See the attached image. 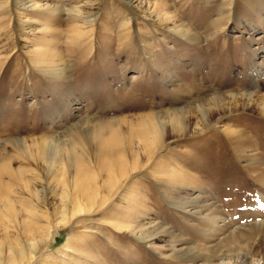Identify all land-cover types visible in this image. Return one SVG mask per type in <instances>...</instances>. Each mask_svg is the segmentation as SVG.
Returning a JSON list of instances; mask_svg holds the SVG:
<instances>
[{
  "label": "rangeland",
  "instance_id": "1",
  "mask_svg": "<svg viewBox=\"0 0 264 264\" xmlns=\"http://www.w3.org/2000/svg\"><path fill=\"white\" fill-rule=\"evenodd\" d=\"M200 104L216 118L194 132ZM147 119L163 134L151 158L132 134ZM88 122L121 129L136 175L113 191L101 176L91 209L73 215L65 175L37 167L43 149L28 157L22 144L64 145ZM8 163L19 179L0 174L3 263L12 243L27 256L17 264H203L185 254L193 246L264 264V0H0Z\"/></svg>",
  "mask_w": 264,
  "mask_h": 264
},
{
  "label": "bare ground",
  "instance_id": "2",
  "mask_svg": "<svg viewBox=\"0 0 264 264\" xmlns=\"http://www.w3.org/2000/svg\"><path fill=\"white\" fill-rule=\"evenodd\" d=\"M198 110L201 111L200 113L202 114V118L195 125H199L202 122L201 125L203 127L195 128L194 126V132H202L206 129H209L213 124L214 119L216 118V116L214 115L215 112L212 113L211 111L206 109L203 104L199 105ZM147 116L142 117L146 118ZM219 121H216V123H218ZM170 122L174 128H177V125L180 126L177 116H174ZM165 126L167 127V125ZM120 132V128H106V126L92 125L90 122H88L81 129L73 131V136L72 140H70V143L58 145L50 142L48 139H39L36 140V142H39L40 145L36 144L28 146L27 143H24L22 145L24 146L25 155L27 154L28 157L29 155L30 157L33 156L31 155L32 152L37 150H35L34 148L39 149L40 147L43 149V151L40 150L41 152H43V157H38L36 160L34 159L36 161L34 164L37 167L45 165L46 169H48L47 172L52 173V175L56 178L59 177L60 182L63 179L62 176L65 175V177L67 178H65V180L67 182L63 183L65 186L63 198L70 201L73 197L71 198L72 195L70 194L69 189L71 190V188H73L75 190L76 197L74 198V201H70V203H72L73 205L72 213L73 215H76L77 213H84L88 211L96 202L95 196L98 195L97 188L101 187L100 183L103 177L108 176L107 179L104 178L105 180L103 181V183H106V187L109 190L113 191V189L120 184L121 180H125L126 183L131 176L133 178V176L136 175L134 174L136 171L129 173V159L127 161L126 156L124 155V150L126 151V149L124 148L125 146L123 145V141L120 139V134H122ZM132 134L137 137L138 140L140 139V145H143L142 147L149 158L154 155L163 139V134L160 133L157 124L154 121L152 122V120H148L139 124V128L137 130H133ZM125 140L127 141L126 137ZM37 145L39 147H37ZM128 147L130 148V146ZM39 153L37 154V156H39ZM25 155L24 157H26ZM96 163H99L100 167L103 170H106L105 174H103V172H92L88 170V168H86L89 165L93 166ZM1 173L8 174L10 180L13 182H16L19 179V174L10 163L0 165V174ZM70 185H72L73 187ZM128 202L131 201L128 200ZM130 206L131 203H128V209ZM70 209H72V207ZM5 211L7 212L9 217H14L19 212L16 211L10 204L5 205ZM29 213L31 216L33 215L31 214V212ZM67 214L68 212L61 214V217L59 219L60 226H64L66 225V222H68L69 216ZM29 218L31 220L32 217ZM113 222L114 221H112L111 223ZM123 224V222H119L117 220L114 223L115 227L120 230L121 228H123ZM218 224L219 223L217 221H208V227L211 228V231L206 236L208 239L213 238L214 233L218 230ZM131 227L132 225L129 226L131 233L137 234V232L131 229ZM44 233L45 236H48L46 238L42 237L43 239L41 240L47 245V238L50 237L51 233L47 230ZM139 233L143 234L141 232ZM71 245L72 243L69 242L66 248L70 249ZM35 246L36 242L35 244L31 245L32 248L34 247V249H31L32 253H35L39 249L38 247V249L36 250ZM199 248H201L202 250H200ZM199 248L193 246L192 248L187 250L185 254L187 256L192 255V261L197 260V256L204 254L202 256V258H204L203 264H247V260L243 259L242 257H233L226 254L212 256V254L208 253V247L203 246ZM14 251V246L12 245V243H9V253L11 254V256L8 257V260H5L3 258L5 260L4 263L2 262V258H0V264H17L19 261L23 262L27 258L24 252H21L19 257H17L16 255L12 256V252Z\"/></svg>",
  "mask_w": 264,
  "mask_h": 264
}]
</instances>
